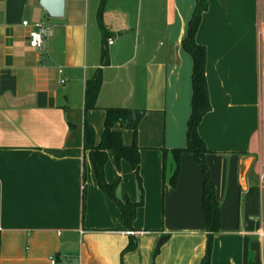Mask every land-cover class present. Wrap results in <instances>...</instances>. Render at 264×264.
I'll list each match as a JSON object with an SVG mask.
<instances>
[{"label":"crops","instance_id":"obj_1","mask_svg":"<svg viewBox=\"0 0 264 264\" xmlns=\"http://www.w3.org/2000/svg\"><path fill=\"white\" fill-rule=\"evenodd\" d=\"M208 1L196 40L207 49L211 111L199 134L222 210L210 264H248L250 256L264 264V0ZM101 3L66 0L65 17L54 19L39 0H0V264H201L206 256L200 166L183 155L176 188L165 173V158L172 175L171 151L187 144L193 61L182 41L196 0H107L106 42ZM26 21L53 26L42 51L30 47ZM109 48L126 83L122 105L113 107L145 111L142 190L113 153L105 168L120 201L144 197L135 235L115 231L120 209L99 188L84 150L85 84L103 71L99 52ZM99 106L89 113L97 141L111 107ZM116 130L132 143L131 131ZM131 236L138 247L123 257Z\"/></svg>","mask_w":264,"mask_h":264},{"label":"trees","instance_id":"obj_2","mask_svg":"<svg viewBox=\"0 0 264 264\" xmlns=\"http://www.w3.org/2000/svg\"><path fill=\"white\" fill-rule=\"evenodd\" d=\"M107 0H102L99 21L103 41H107L108 31L102 24V13ZM208 0H196L193 15L189 21L187 33L182 41L183 50L188 53L193 61L192 69V101L191 114L187 123V144L183 148H176L171 151L175 166L169 185L176 188L178 177L181 170L182 157L190 154L200 166L203 176V193H202V209L204 212L206 229L208 232L207 253L201 264H210L213 239L216 234L221 232V204L217 198L216 186L213 181L209 165L207 163V155L210 153L205 141L199 134V127L204 117L211 111L210 94L206 76L207 49L204 45L199 44L196 40L197 33L202 23L203 15L208 11ZM108 51L103 50V66L108 64ZM102 88V71L96 70L93 76L87 79L85 84V122H84V150L87 154L95 175L99 188L112 200L120 209V219L115 231L118 232H135L134 223L136 221L138 209L144 205V197L140 202H132L129 199L125 202L120 201L116 197V188L118 182L108 183L105 177V168L109 160V153H113L116 162L120 165L121 161L127 162L134 171L139 186L142 190L140 167H141V150L138 144V129L141 120L144 118L145 111L132 110L126 107H107L103 111L105 113L104 127L99 141L96 139V131L94 127L87 121V115L98 109L97 101ZM129 130L132 132L133 140L130 145H126L123 140L122 131ZM73 127V125H72ZM164 158L168 151L163 150ZM85 181V173H84ZM85 183V182H84ZM85 200V197H84ZM138 247V241L134 236L130 237V241L122 256L133 252ZM159 249L156 250L157 254ZM248 264H256L255 259L250 256Z\"/></svg>","mask_w":264,"mask_h":264},{"label":"rangeland","instance_id":"obj_3","mask_svg":"<svg viewBox=\"0 0 264 264\" xmlns=\"http://www.w3.org/2000/svg\"><path fill=\"white\" fill-rule=\"evenodd\" d=\"M208 3H209V1H208ZM262 9H263L262 10V13H263L262 21L264 22V3L262 5ZM262 29H264L263 24H262ZM92 43H93V35H91V37H90V41H89L90 46L88 48V53L91 55L94 54L95 49H96L92 45ZM261 46L263 47V52H264V35H261ZM99 54L101 56L100 60H99V61H101L100 68H102L103 71H102V88H101L100 95H99V98L97 101V105L99 106L100 104H103L104 107L105 106H111V107L121 106L122 104H120V103H123L124 100L118 96V91H119V89H123L126 83H125V80L121 81L122 75L120 74L119 70L116 68V64H118V62H112L111 57H110V48H109V52H108L109 55L107 57L108 58V64L106 66L102 67L104 64L103 53L101 54V51H100ZM132 68H133V66H132ZM122 82H124L125 84H123ZM263 97H264V95H263ZM263 102H264V99H263ZM99 109L96 111H101ZM78 115L80 116L81 112H79ZM87 121L89 123H91L89 114L87 115ZM84 122H85V119H84ZM150 155H153V154H150ZM165 160H166L165 161L166 186H168V180H169V177L171 176V167H170V162H168L167 158H165Z\"/></svg>","mask_w":264,"mask_h":264},{"label":"built area","instance_id":"obj_4","mask_svg":"<svg viewBox=\"0 0 264 264\" xmlns=\"http://www.w3.org/2000/svg\"><path fill=\"white\" fill-rule=\"evenodd\" d=\"M24 27L30 29L29 31V45L32 49L42 51L44 49V43L47 39L51 38L54 35V28L46 22H35L30 24L28 21L23 23ZM264 35V31L262 32ZM109 45L113 44L112 40L108 41ZM262 132H264V116L261 120ZM262 227L259 232V236L264 240V217L261 218ZM127 234L135 235V232H127ZM52 264H56L54 259L51 260Z\"/></svg>","mask_w":264,"mask_h":264},{"label":"water","instance_id":"obj_5","mask_svg":"<svg viewBox=\"0 0 264 264\" xmlns=\"http://www.w3.org/2000/svg\"><path fill=\"white\" fill-rule=\"evenodd\" d=\"M39 4L51 18L61 19L65 17L66 0H39ZM166 240L167 237H163L160 240L158 247H161Z\"/></svg>","mask_w":264,"mask_h":264}]
</instances>
